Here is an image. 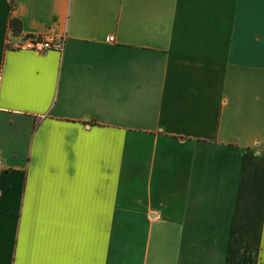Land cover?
Listing matches in <instances>:
<instances>
[{"label": "crops", "instance_id": "1", "mask_svg": "<svg viewBox=\"0 0 264 264\" xmlns=\"http://www.w3.org/2000/svg\"><path fill=\"white\" fill-rule=\"evenodd\" d=\"M0 75V264H264V0H0Z\"/></svg>", "mask_w": 264, "mask_h": 264}, {"label": "built area", "instance_id": "2", "mask_svg": "<svg viewBox=\"0 0 264 264\" xmlns=\"http://www.w3.org/2000/svg\"><path fill=\"white\" fill-rule=\"evenodd\" d=\"M66 38V33L58 36L54 32H48L41 35L27 36L20 42L14 43L12 47L16 49L34 51L38 54H43L50 50H58L63 52L66 46ZM113 39L114 37L110 36L108 40L112 41Z\"/></svg>", "mask_w": 264, "mask_h": 264}, {"label": "trees", "instance_id": "3", "mask_svg": "<svg viewBox=\"0 0 264 264\" xmlns=\"http://www.w3.org/2000/svg\"><path fill=\"white\" fill-rule=\"evenodd\" d=\"M10 27L14 31V33L19 34L22 30L21 21L17 18H12L10 20Z\"/></svg>", "mask_w": 264, "mask_h": 264}]
</instances>
